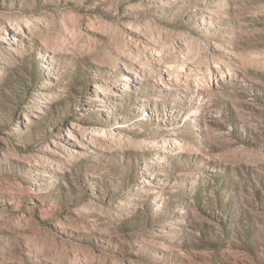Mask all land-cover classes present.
<instances>
[{"label":"rangeland","instance_id":"rangeland-1","mask_svg":"<svg viewBox=\"0 0 264 264\" xmlns=\"http://www.w3.org/2000/svg\"><path fill=\"white\" fill-rule=\"evenodd\" d=\"M0 264H264V0H0Z\"/></svg>","mask_w":264,"mask_h":264}]
</instances>
